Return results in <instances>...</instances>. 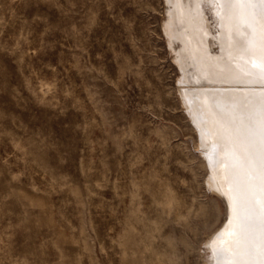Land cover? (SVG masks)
Listing matches in <instances>:
<instances>
[{
  "label": "rangeland",
  "instance_id": "1",
  "mask_svg": "<svg viewBox=\"0 0 264 264\" xmlns=\"http://www.w3.org/2000/svg\"><path fill=\"white\" fill-rule=\"evenodd\" d=\"M166 6L0 0V264H210L226 201Z\"/></svg>",
  "mask_w": 264,
  "mask_h": 264
},
{
  "label": "bare ground",
  "instance_id": "2",
  "mask_svg": "<svg viewBox=\"0 0 264 264\" xmlns=\"http://www.w3.org/2000/svg\"><path fill=\"white\" fill-rule=\"evenodd\" d=\"M166 3L180 100L207 182L226 201L225 224L206 242L210 264H264V0Z\"/></svg>",
  "mask_w": 264,
  "mask_h": 264
}]
</instances>
